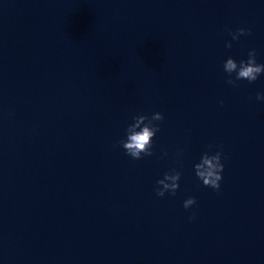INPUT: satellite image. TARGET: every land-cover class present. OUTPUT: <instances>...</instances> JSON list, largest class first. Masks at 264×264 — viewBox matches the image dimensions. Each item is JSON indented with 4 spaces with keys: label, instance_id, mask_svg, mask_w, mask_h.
I'll list each match as a JSON object with an SVG mask.
<instances>
[{
    "label": "water",
    "instance_id": "95a60500",
    "mask_svg": "<svg viewBox=\"0 0 264 264\" xmlns=\"http://www.w3.org/2000/svg\"><path fill=\"white\" fill-rule=\"evenodd\" d=\"M252 49L264 0H0V264H264V74L224 70ZM217 151L219 191L195 171Z\"/></svg>",
    "mask_w": 264,
    "mask_h": 264
},
{
    "label": "clouds",
    "instance_id": "9594fccd",
    "mask_svg": "<svg viewBox=\"0 0 264 264\" xmlns=\"http://www.w3.org/2000/svg\"><path fill=\"white\" fill-rule=\"evenodd\" d=\"M229 34L233 40H239L241 35L251 34V30L240 28L237 32H230ZM226 47L231 48V42H228ZM248 56L247 60L239 62L231 57L226 60L224 70L229 74L228 84L235 86L238 80H247L250 83L255 82L261 74H264V64L257 63L256 50L252 49ZM232 73H236L235 80L230 78ZM256 99L264 101V93H257ZM220 103L223 104V101ZM163 119L164 115L160 112H156L151 118L142 114L134 116L133 120L135 122L127 128V138L119 142L125 149L126 154L136 160L142 159L144 156H152L153 138L161 130L160 126L155 124L154 121H162ZM222 156V151H217L215 154L205 152L201 161L195 165L197 177L205 186L217 191L220 190V182L223 179L224 164L222 163ZM180 179L181 173L179 171L173 170L165 173L164 178L157 181L156 194L159 197H164L168 192L175 195L180 187ZM196 203V198L190 197L184 201V208L189 209ZM192 219H195V216Z\"/></svg>",
    "mask_w": 264,
    "mask_h": 264
}]
</instances>
